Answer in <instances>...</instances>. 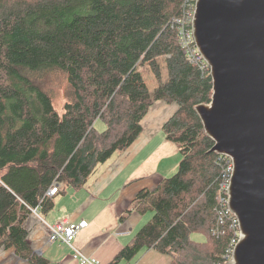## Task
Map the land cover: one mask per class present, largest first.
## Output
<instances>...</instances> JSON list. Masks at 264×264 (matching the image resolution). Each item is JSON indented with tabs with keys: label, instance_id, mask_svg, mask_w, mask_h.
<instances>
[{
	"label": "trees",
	"instance_id": "1",
	"mask_svg": "<svg viewBox=\"0 0 264 264\" xmlns=\"http://www.w3.org/2000/svg\"><path fill=\"white\" fill-rule=\"evenodd\" d=\"M193 10L194 0H0V248L45 264L28 241L31 212L52 208L54 184L80 189L126 151L162 100L178 104L163 131L179 146V171L138 192L133 209L153 215L115 262L144 247L172 264L230 260L239 228L222 186L232 160L211 151L215 142L196 110L211 102L210 68L189 62L176 23ZM143 65L158 82L153 91ZM57 79L67 86L62 113L54 106ZM194 232L207 240L194 241Z\"/></svg>",
	"mask_w": 264,
	"mask_h": 264
},
{
	"label": "water",
	"instance_id": "2",
	"mask_svg": "<svg viewBox=\"0 0 264 264\" xmlns=\"http://www.w3.org/2000/svg\"><path fill=\"white\" fill-rule=\"evenodd\" d=\"M192 31L213 80L211 102L196 110L211 151L233 162L241 239L226 264H264V0H195Z\"/></svg>",
	"mask_w": 264,
	"mask_h": 264
},
{
	"label": "crops",
	"instance_id": "3",
	"mask_svg": "<svg viewBox=\"0 0 264 264\" xmlns=\"http://www.w3.org/2000/svg\"><path fill=\"white\" fill-rule=\"evenodd\" d=\"M166 103L156 104V114L144 117L139 137L126 151L114 154L104 164L106 166H102L105 168H100L98 176L91 177L80 189L68 186L59 191L48 211L38 208L31 212L25 221L28 241L35 253L47 259L45 264H79L73 257L75 248L88 257H95L99 264H172L171 256L147 247L130 259L121 258L115 262L119 253L134 242L141 227L150 220L149 213H153H139L133 209L136 195L142 189L155 186L160 175H167L162 167L168 163L167 156L177 153L180 159L179 146L168 140L163 127L160 128L172 112L171 106ZM175 109L174 106L173 112ZM177 164L179 161H175V170ZM172 168H167V171ZM66 217L75 222L87 220L89 223L72 246L49 240L51 227ZM122 231L129 233L114 235ZM0 264L32 263L17 255L13 248L2 247Z\"/></svg>",
	"mask_w": 264,
	"mask_h": 264
},
{
	"label": "built area",
	"instance_id": "4",
	"mask_svg": "<svg viewBox=\"0 0 264 264\" xmlns=\"http://www.w3.org/2000/svg\"><path fill=\"white\" fill-rule=\"evenodd\" d=\"M194 11H195V0H194V10L193 13H188V17H184L181 19L176 20V23L179 24V41L184 49V52L187 55V58L189 62H191L195 66H205L209 67L207 65L206 60L204 59L203 55L201 54L199 48L196 45L195 39L193 37V31H192V21L194 17ZM230 176L229 179L223 183V190L227 192V198L224 200V204H226V213H233L229 207V195H228V188L230 184V179L233 171V162L229 166ZM59 192V186L57 184H54L49 190L48 195L54 196ZM234 222L238 225L239 228V221L238 218L234 217ZM87 220H82L80 222H75L71 217H66L63 220L57 222L51 227V234L49 237V240L51 242H63L69 245H73V242L78 237L81 230L86 228L88 226ZM129 231H122L114 233L115 236H121L128 234ZM241 239V233L239 228V235L236 237V239L232 242V247L230 250V257L232 258L233 252L235 250L236 245ZM76 251L73 255V257L79 262V264H99L98 260L95 257H88L84 255L79 249L75 248ZM230 258V260H231Z\"/></svg>",
	"mask_w": 264,
	"mask_h": 264
},
{
	"label": "rangeland",
	"instance_id": "5",
	"mask_svg": "<svg viewBox=\"0 0 264 264\" xmlns=\"http://www.w3.org/2000/svg\"><path fill=\"white\" fill-rule=\"evenodd\" d=\"M140 69H141V71L144 74V77H145V79H146V81H147V83L149 85L150 90L153 91L158 86V82H157L156 78L154 77V74L152 73V70L150 69V67L148 65H143L142 67H140ZM57 80H58V83L55 80L51 84L53 87H55L54 106H55V108L60 113H62L63 112V106H64L65 102L67 101V86H66V82L65 81H62L61 79H57ZM158 102H163V101H156V103L154 102L153 105L150 107L149 112L146 114V117L153 116L154 114H156V110H157L156 109L157 108L156 107L157 106L156 104ZM168 105L171 106V108H172V112H170V114H169V116H170L172 113H174L173 112L174 106L177 109L178 108V104L177 103H171V104L168 103ZM176 109L174 111H176ZM169 116H167V118H169ZM164 122H163V124H164ZM163 124H161L160 128L163 127ZM95 127H96V129L99 132H101V131H103L106 128V124L101 119H99V120H97L95 122ZM119 153H122V152H117V153H115L114 156H116ZM181 158H182V155L180 154V159H179V154H177V153L171 154V155L167 156L168 163L162 165V167L164 168V170L167 172L166 173L167 175H160V177L158 179V182H156L155 186H152L151 189H153L154 187H156V185L160 182V180L162 178L172 177L174 174H176L179 171V165H180V162H181ZM175 161H176V163H178V161H179V164H177L178 165V168L176 170H175ZM104 164H102L101 166H99V169L100 168H102V169L105 168V167H102V166H106ZM170 167H173V168L167 171V168H170ZM99 169H98L97 173L94 174L93 176H95V175L98 176L99 175V173L102 170V169H100V170ZM149 215L152 217L153 213H149ZM151 217L149 219H151ZM191 238L194 241H196V242H205L207 240L206 234H204L202 232H194V233H192Z\"/></svg>",
	"mask_w": 264,
	"mask_h": 264
}]
</instances>
